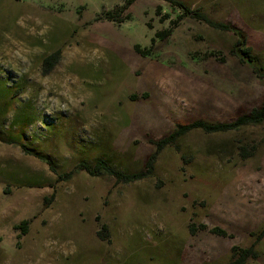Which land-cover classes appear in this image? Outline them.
<instances>
[{
  "label": "rangeland",
  "instance_id": "374dc122",
  "mask_svg": "<svg viewBox=\"0 0 264 264\" xmlns=\"http://www.w3.org/2000/svg\"><path fill=\"white\" fill-rule=\"evenodd\" d=\"M181 1L189 13L166 0H0V79L15 95L0 92L1 135L22 132L55 169L0 141V264H227L250 245L246 264H264V120L190 131L133 182L79 168L144 171L176 124L231 122L264 102L235 35L194 14L242 30L264 65V0Z\"/></svg>",
  "mask_w": 264,
  "mask_h": 264
},
{
  "label": "trees",
  "instance_id": "16d2710c",
  "mask_svg": "<svg viewBox=\"0 0 264 264\" xmlns=\"http://www.w3.org/2000/svg\"><path fill=\"white\" fill-rule=\"evenodd\" d=\"M166 1L170 2L174 6L179 7L183 11L189 13V9L181 0H166ZM194 14L195 16H198L203 21H205L211 27L232 32L236 37L235 43L232 47V52L234 53V55H236V57L241 62L248 63L256 74H259L260 76L264 75V65L261 63L259 58H257L252 53L251 48L247 46L246 36L242 30L231 24H225L211 20L205 14H202L199 11L198 13L194 12ZM134 49L141 55L144 56L148 55V52L144 49H141L139 45H135ZM58 55H59V50H56L55 52L51 53L50 55L45 57L43 61L44 64L45 65L53 64L58 60ZM11 91L12 89L7 86L6 82L0 79V92H2L3 94H7L9 99L12 101L14 100L15 95L14 94L12 95ZM9 104L10 102L8 101L7 105L4 108H7ZM263 120H264V102H262L258 107L252 109L248 114H244L231 122H207L204 120H195L186 124H176L174 129L169 134L152 142L154 144L155 150L147 160L146 168L144 171L135 172V173H124L122 171L115 169L114 166H112L111 163L104 158H97L92 163H87L85 161H82L79 164L80 166L79 168H82L90 175L111 176L116 181L121 183L133 182L135 180H140L146 177L152 171L156 156L162 148L169 145H174L179 137L190 131L201 130L205 133L228 132L232 130H238L245 125L261 123ZM17 132L18 133L15 135L4 136L1 135V131H0V141L5 143L19 144L21 146V149L24 152H26V154H30L40 160L45 161L52 171L55 170L53 166V161L49 157L44 156L39 152L28 149V147H26V145H24L23 142L21 141V136L23 135V133L20 131ZM22 224H25V222H22ZM204 227L205 226L202 225V228ZM190 229L191 231H193V228ZM211 232L218 235L225 234V232L218 227L212 228ZM263 237H264V225L259 230L257 234V239L260 240ZM255 257H256V252L254 249V245H250L249 247L246 248L232 247L231 256L227 264H246V262L249 259H253Z\"/></svg>",
  "mask_w": 264,
  "mask_h": 264
}]
</instances>
